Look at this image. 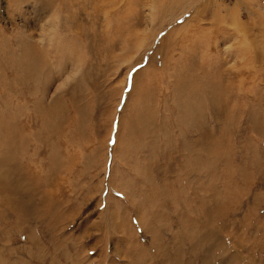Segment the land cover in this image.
I'll use <instances>...</instances> for the list:
<instances>
[{
  "label": "rangeland",
  "instance_id": "374dc122",
  "mask_svg": "<svg viewBox=\"0 0 264 264\" xmlns=\"http://www.w3.org/2000/svg\"><path fill=\"white\" fill-rule=\"evenodd\" d=\"M0 264H264V0H0Z\"/></svg>",
  "mask_w": 264,
  "mask_h": 264
}]
</instances>
